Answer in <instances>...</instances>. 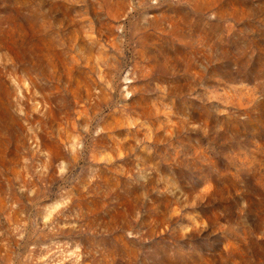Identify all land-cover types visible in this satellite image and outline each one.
Instances as JSON below:
<instances>
[{
  "label": "rangeland",
  "instance_id": "rangeland-1",
  "mask_svg": "<svg viewBox=\"0 0 264 264\" xmlns=\"http://www.w3.org/2000/svg\"><path fill=\"white\" fill-rule=\"evenodd\" d=\"M0 264H264V0H0Z\"/></svg>",
  "mask_w": 264,
  "mask_h": 264
}]
</instances>
